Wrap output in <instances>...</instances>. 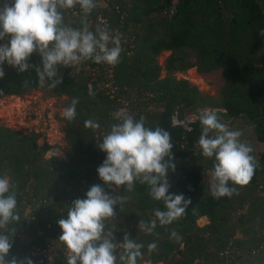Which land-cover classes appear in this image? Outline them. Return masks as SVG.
Instances as JSON below:
<instances>
[{
	"label": "trees",
	"instance_id": "obj_1",
	"mask_svg": "<svg viewBox=\"0 0 264 264\" xmlns=\"http://www.w3.org/2000/svg\"><path fill=\"white\" fill-rule=\"evenodd\" d=\"M59 10L64 25L79 29L86 24L94 32L106 26L110 36L118 35L120 62L112 66L85 60L58 66L61 83L55 88L47 83L41 87L34 67L18 72L2 66L0 97L39 88L64 96L65 109L78 99L76 118H62L65 157L47 156L50 145L40 143L35 130L0 125V177L10 178L20 217L8 225L10 237L15 231L9 258L66 264L57 221L66 217L75 199L99 184L110 195L126 198L114 206L115 215L105 220V229L112 230L114 243L127 234L143 244L136 264H264V36L259 35L264 29V0H103L87 16L81 10ZM163 50L169 54L162 65L157 55ZM39 61L33 53L28 63L39 66ZM192 66L199 72L221 69L218 97L174 75ZM121 108L135 120L143 116L146 127L159 126L170 133L175 168L166 176L169 194H183L191 201L179 219L163 226L157 222L152 234L140 230L138 222L155 219L154 210L164 206L150 197L149 186L139 180L131 191L126 185L109 186L96 172L106 156L97 147L118 122L114 113ZM205 108L214 109L220 122L228 121L229 130L250 127V134L263 145L251 181L245 186L229 182L236 189L230 197L210 194L214 158L203 157L198 145L197 117ZM174 112L178 118L196 114L189 130L172 124ZM89 119L98 122L99 129L85 127ZM248 137L240 140L246 143ZM202 215L207 221L200 225L197 218ZM172 231L179 240L171 237ZM153 242L157 247L149 252ZM121 253L118 248L116 264H124Z\"/></svg>",
	"mask_w": 264,
	"mask_h": 264
},
{
	"label": "clouds",
	"instance_id": "obj_2",
	"mask_svg": "<svg viewBox=\"0 0 264 264\" xmlns=\"http://www.w3.org/2000/svg\"><path fill=\"white\" fill-rule=\"evenodd\" d=\"M79 5L87 16L96 7L95 0H11L0 7V40L9 37L7 43L0 44V78L5 75L3 65L7 64L18 72L34 67L41 87L55 88L61 83L57 78L58 66H71L85 60L96 64L115 66L120 62L122 52L118 35L110 36L107 27L90 31L85 24L73 28L63 24L59 9L74 8ZM264 36V29L259 31ZM112 46H109V45ZM33 53L40 57L39 66L28 63ZM93 93L90 91L89 93ZM77 98L64 109L63 117L72 121L76 118ZM118 121L102 136L98 149L106 153L105 159L97 167L98 177L109 186L126 185L131 191L133 183L139 180L149 186L153 200L161 201L164 210H154L155 219L146 222L140 219L138 228L152 234L159 225H169L179 219L191 203L183 194H169L168 171L174 170L170 133L159 126H145V118L135 120L126 108L114 113ZM201 126L198 145L205 158H214L210 170V194L213 198L230 197L235 192L232 185H247L256 168L252 148L240 140L239 130H229L220 122L216 111L205 109L197 117ZM85 127L92 130L100 125L94 120H86ZM168 157V160H165ZM123 196H112L99 184L92 185L84 198L75 199L65 218L57 221L61 230L59 241L66 250V264H116V250L122 248L119 257L124 264H136L142 256L143 244L130 239L126 234L121 243H114L112 230L105 229V220L115 215L114 206L125 201ZM16 193L12 190L10 178L0 177V264H33L25 257L9 258L12 237L7 234L8 225L19 222L16 212ZM171 237L180 239L175 231ZM156 243L148 245L152 252Z\"/></svg>",
	"mask_w": 264,
	"mask_h": 264
},
{
	"label": "rangeland",
	"instance_id": "obj_3",
	"mask_svg": "<svg viewBox=\"0 0 264 264\" xmlns=\"http://www.w3.org/2000/svg\"><path fill=\"white\" fill-rule=\"evenodd\" d=\"M169 50H163L157 55V61L163 65ZM164 74V70H162ZM176 77L186 78L195 84L198 89L208 95L218 97L219 89L223 82L221 69L209 72H199L194 66L182 72H175ZM64 96H54L44 89H30L22 94H10L0 97V125L10 126L22 132L35 130L40 133L39 142L46 141L50 147L46 155L55 152L60 157H65L67 144L61 130L64 106ZM223 124L229 129L228 121ZM250 127L240 131L242 137L249 135L246 141L252 148L251 155L255 158L262 150L263 145L253 133L250 134ZM251 135V136H250ZM205 216H199L197 223L202 225L206 222ZM140 264H160L142 261Z\"/></svg>",
	"mask_w": 264,
	"mask_h": 264
},
{
	"label": "built area",
	"instance_id": "obj_4",
	"mask_svg": "<svg viewBox=\"0 0 264 264\" xmlns=\"http://www.w3.org/2000/svg\"><path fill=\"white\" fill-rule=\"evenodd\" d=\"M103 0H95L96 6L102 5ZM5 3H7L9 6L11 5V0H0V6L2 7ZM81 10L80 7L76 6L74 8H70V11L72 14H77L78 11ZM97 21L98 22H103L104 18L101 16L100 13H97ZM9 37L6 36L4 40H0V44H5L7 43ZM210 110L209 108H205ZM205 109H201L199 110V113H201L202 111H204ZM214 110V109H213ZM196 114H189L188 116L184 117V118H178L177 114L174 112L171 114V122L172 124H178L181 125L182 127H184L185 129L189 130L191 128V122L195 119ZM51 154H56L55 152H51ZM46 255V250H42V256ZM41 261V259H40Z\"/></svg>",
	"mask_w": 264,
	"mask_h": 264
}]
</instances>
